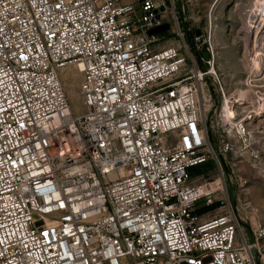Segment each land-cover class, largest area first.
<instances>
[{
    "label": "built area",
    "instance_id": "obj_1",
    "mask_svg": "<svg viewBox=\"0 0 264 264\" xmlns=\"http://www.w3.org/2000/svg\"><path fill=\"white\" fill-rule=\"evenodd\" d=\"M185 20L179 0H0V264H264L213 145L214 63L181 73L212 18ZM222 98L247 140L253 109L233 123Z\"/></svg>",
    "mask_w": 264,
    "mask_h": 264
},
{
    "label": "rangeland",
    "instance_id": "obj_2",
    "mask_svg": "<svg viewBox=\"0 0 264 264\" xmlns=\"http://www.w3.org/2000/svg\"><path fill=\"white\" fill-rule=\"evenodd\" d=\"M179 2L186 7V26L202 29L212 18L210 33L214 46L213 53L207 49V42L201 37L196 44H192V54L190 53L187 65L181 73H185L193 65L208 68L212 62L214 63L217 73L213 79L208 78L210 87L216 89L218 95L212 108L215 124L214 149L225 170L232 201L239 215L248 223L264 221V45L261 48L263 54L260 51L259 58L262 64L260 68L255 64L256 57L250 50L248 39L258 12L259 1L179 0ZM262 33L264 34V31ZM187 38L190 41L191 36L188 35ZM170 41L178 42L177 38L167 35L160 44ZM78 83V79H67L65 85L68 97L76 111L80 112L84 106L79 96ZM72 88L76 90L75 100ZM222 88L231 98L245 97L242 98L244 103L237 105V118L248 109H253V116L246 119L250 131L247 140H244L236 130L227 133L228 126H223L217 117L224 102ZM207 104L209 107L211 103L206 102ZM253 151H258L259 156L254 157ZM192 170L195 182L217 178L221 172L214 155L209 161L193 167ZM206 209L207 207H204L200 211Z\"/></svg>",
    "mask_w": 264,
    "mask_h": 264
},
{
    "label": "bare ground",
    "instance_id": "obj_3",
    "mask_svg": "<svg viewBox=\"0 0 264 264\" xmlns=\"http://www.w3.org/2000/svg\"><path fill=\"white\" fill-rule=\"evenodd\" d=\"M258 1H259L258 12L256 13V18H254L255 19L254 24L252 22L254 19L250 22L253 24V28H252L251 34L249 35L248 39H249V43H250L249 45H251L250 50H251V52L254 53L253 55H255V57H256L255 64H257L258 67L261 68L262 64H261V59L259 57H260V53L262 52L261 50L264 49V48L261 49L264 45V34L262 33L264 31V0H258ZM255 9L257 10V8H255ZM251 17L249 18L250 20L252 19ZM248 30H250V29H248ZM247 33H248V31H247ZM262 54H263V52H262ZM214 70H215V67H214ZM71 92L73 95V99L75 100V97H77L76 90L74 88H72ZM242 98H245V97H242ZM226 101H227V104H229V101H233V99L232 98L229 99V97L227 96ZM241 103H244V102H241ZM260 104H261V102H260ZM205 106L208 107V104ZM227 116H228V119H231V121L234 123V120L232 119L233 116H236V110L234 107H232L230 105L227 106ZM233 131H234V129H233Z\"/></svg>",
    "mask_w": 264,
    "mask_h": 264
},
{
    "label": "water",
    "instance_id": "obj_4",
    "mask_svg": "<svg viewBox=\"0 0 264 264\" xmlns=\"http://www.w3.org/2000/svg\"><path fill=\"white\" fill-rule=\"evenodd\" d=\"M169 27V24L168 23H164V24H161L153 29L150 30V33H154V32H157V31H162L164 29H167Z\"/></svg>",
    "mask_w": 264,
    "mask_h": 264
},
{
    "label": "trees",
    "instance_id": "obj_5",
    "mask_svg": "<svg viewBox=\"0 0 264 264\" xmlns=\"http://www.w3.org/2000/svg\"><path fill=\"white\" fill-rule=\"evenodd\" d=\"M202 165H203V164H202ZM198 166H200V165H196V166H193V167H198ZM193 167H192V168H193Z\"/></svg>",
    "mask_w": 264,
    "mask_h": 264
}]
</instances>
